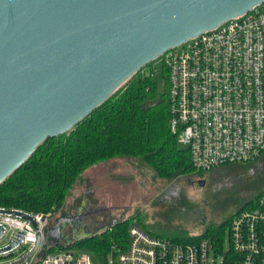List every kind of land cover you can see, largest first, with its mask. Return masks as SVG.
Segmentation results:
<instances>
[{
	"label": "water",
	"instance_id": "water-1",
	"mask_svg": "<svg viewBox=\"0 0 264 264\" xmlns=\"http://www.w3.org/2000/svg\"><path fill=\"white\" fill-rule=\"evenodd\" d=\"M263 1L0 0V184L142 66ZM0 214L35 227L26 212L0 208ZM45 237L43 231L29 252L7 264L45 246Z\"/></svg>",
	"mask_w": 264,
	"mask_h": 264
},
{
	"label": "built area",
	"instance_id": "built-area-1",
	"mask_svg": "<svg viewBox=\"0 0 264 264\" xmlns=\"http://www.w3.org/2000/svg\"><path fill=\"white\" fill-rule=\"evenodd\" d=\"M150 63L142 73L164 70L158 79L165 88L168 128L187 150L193 170L254 160L264 151V1ZM252 203L229 217L228 249L219 264H264V193ZM28 214L35 227L0 214L3 235H8L2 246L21 234L18 244L0 256L17 250L11 259L22 258L46 230L50 214ZM219 245L210 237L190 243L153 236L130 224L124 244L111 245L103 264H208L209 253L214 256ZM45 246L17 264H94L87 255L51 253Z\"/></svg>",
	"mask_w": 264,
	"mask_h": 264
},
{
	"label": "trees",
	"instance_id": "trees-1",
	"mask_svg": "<svg viewBox=\"0 0 264 264\" xmlns=\"http://www.w3.org/2000/svg\"><path fill=\"white\" fill-rule=\"evenodd\" d=\"M150 64L142 66L70 131L44 140L0 184V208L51 214L61 208L85 169L112 158H139L161 178L193 171L187 150L169 131L165 88L157 90L164 70L152 76L142 73ZM252 202L246 201L239 209L251 207ZM228 219L202 234L171 239L192 243L210 237L218 243ZM129 225L127 220L111 222L98 232L60 245V250L77 248L106 256L111 245L124 244Z\"/></svg>",
	"mask_w": 264,
	"mask_h": 264
},
{
	"label": "rangeland",
	"instance_id": "rangeland-1",
	"mask_svg": "<svg viewBox=\"0 0 264 264\" xmlns=\"http://www.w3.org/2000/svg\"><path fill=\"white\" fill-rule=\"evenodd\" d=\"M157 81V90L161 92L164 86ZM261 193H264V151L254 160L224 163L169 178L157 176L139 158H112L85 169L61 208L51 212V224L60 217L73 219L71 226L68 223L58 227L59 238L48 239L46 233L44 250L57 253L62 249L60 245L98 232L113 220H127L146 233L163 238L199 235L220 225L245 200H253ZM79 212L85 216L76 219ZM220 235L221 250L214 256L209 253L208 264H219L228 249L226 223ZM7 240L8 235H3L0 246ZM49 245L52 247L47 249ZM68 250L74 255H87L94 264H103L106 258L88 250ZM15 254L17 250L0 256V263L12 261Z\"/></svg>",
	"mask_w": 264,
	"mask_h": 264
},
{
	"label": "flooded vegetation",
	"instance_id": "flooded-vegetation-1",
	"mask_svg": "<svg viewBox=\"0 0 264 264\" xmlns=\"http://www.w3.org/2000/svg\"><path fill=\"white\" fill-rule=\"evenodd\" d=\"M245 201H247V200H245ZM243 204L244 203H242V205ZM88 214H89V212H86V216ZM83 216H85L84 213L79 212L78 215L76 216V219L79 218V217H83ZM72 219L73 218L60 217L57 220H55V222H53L52 224L49 222L48 225H47V227H46V230H45L46 233H48V239H50V237H52V236L54 238L55 237L56 238H59V234H58V231H57L59 229L58 227H62L61 225L66 226L68 223L70 224V222H71ZM67 226L69 227V226H71V224L70 225H67ZM77 227H78V224H76L75 228H77ZM45 239H46V237H45Z\"/></svg>",
	"mask_w": 264,
	"mask_h": 264
}]
</instances>
